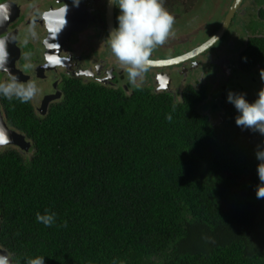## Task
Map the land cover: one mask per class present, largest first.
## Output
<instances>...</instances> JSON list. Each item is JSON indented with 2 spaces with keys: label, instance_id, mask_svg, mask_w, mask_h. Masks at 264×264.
Segmentation results:
<instances>
[{
  "label": "trees",
  "instance_id": "16d2710c",
  "mask_svg": "<svg viewBox=\"0 0 264 264\" xmlns=\"http://www.w3.org/2000/svg\"><path fill=\"white\" fill-rule=\"evenodd\" d=\"M241 63L264 70V36ZM64 91L45 116L0 98L31 142L26 154L0 147V247L12 264H264V136L238 127L235 109L213 122L194 99L72 80ZM45 210L50 228L36 221Z\"/></svg>",
  "mask_w": 264,
  "mask_h": 264
},
{
  "label": "flooded vegetation",
  "instance_id": "af4514ba",
  "mask_svg": "<svg viewBox=\"0 0 264 264\" xmlns=\"http://www.w3.org/2000/svg\"><path fill=\"white\" fill-rule=\"evenodd\" d=\"M235 2L164 0L175 17V34L154 49L139 87L128 83L107 47L119 15L111 0H79L78 5L73 0H0V38L13 39L7 44L13 62L8 67L22 82L38 85L40 92L30 102L41 116L65 98V83L72 80L126 96L142 90L167 94L175 102L194 99L204 115L216 111L220 121L227 108L235 109L227 101L229 91L244 94L250 103L257 98L258 92L246 90L239 76L261 73L260 68L246 70L241 61L250 40L264 36V0H241L227 23ZM6 77L7 71H0V81Z\"/></svg>",
  "mask_w": 264,
  "mask_h": 264
},
{
  "label": "clouds",
  "instance_id": "9594fccd",
  "mask_svg": "<svg viewBox=\"0 0 264 264\" xmlns=\"http://www.w3.org/2000/svg\"><path fill=\"white\" fill-rule=\"evenodd\" d=\"M78 5L79 0H73ZM119 9L118 26L107 38V47L127 73L128 83L133 87L142 84L145 74L150 70L153 61L151 54L154 49L163 45L174 33L175 17L164 6V0H111ZM67 5L65 8V14ZM6 18V17H5ZM216 39L218 38H209ZM13 41L11 37L0 38V71H7L5 80L0 81V98L9 101H19L21 104L32 101L40 92L34 81L22 82L16 74L7 67L9 53L7 44ZM264 80V70H261ZM227 101L231 103L239 115L235 123L242 129H249L264 136V88L253 102H248L244 94L229 91ZM166 119L171 122L172 116ZM257 160V175L260 185L256 189L258 199L264 198V147L258 146L255 153ZM36 221L45 227L56 223V214L45 210L36 214ZM66 226V224H65ZM45 256L30 257L25 264H45ZM0 264H12L6 255H0Z\"/></svg>",
  "mask_w": 264,
  "mask_h": 264
},
{
  "label": "water",
  "instance_id": "95a60500",
  "mask_svg": "<svg viewBox=\"0 0 264 264\" xmlns=\"http://www.w3.org/2000/svg\"><path fill=\"white\" fill-rule=\"evenodd\" d=\"M241 0H236L234 5L232 6V10L228 16L227 23L229 22L230 18L232 17L235 8L238 6ZM7 23V22H6ZM221 33V32H220ZM218 34L216 38H218L221 34ZM215 39L211 42L206 43L200 51L204 50L205 48L209 47L214 43ZM11 67H13V62L8 63ZM7 65V67H8ZM9 68V67H8ZM10 72L13 73V69L9 68ZM14 74V73H13ZM16 147L21 154L28 153L29 149L31 148V142L26 138V136L18 133L17 131L11 129L6 121L4 120L3 114L0 109V147ZM0 255H6V251L0 247ZM7 256V255H6Z\"/></svg>",
  "mask_w": 264,
  "mask_h": 264
},
{
  "label": "rangeland",
  "instance_id": "374dc122",
  "mask_svg": "<svg viewBox=\"0 0 264 264\" xmlns=\"http://www.w3.org/2000/svg\"><path fill=\"white\" fill-rule=\"evenodd\" d=\"M239 83H241L252 95H254L256 91L259 92L264 88V80L261 79V75L258 72L252 75H240ZM215 112L216 111L211 112L210 117L213 122H218V116L214 114Z\"/></svg>",
  "mask_w": 264,
  "mask_h": 264
}]
</instances>
